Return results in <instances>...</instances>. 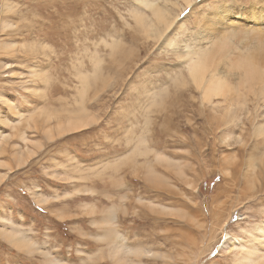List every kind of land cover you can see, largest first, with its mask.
<instances>
[{"label":"rangeland","instance_id":"1","mask_svg":"<svg viewBox=\"0 0 264 264\" xmlns=\"http://www.w3.org/2000/svg\"><path fill=\"white\" fill-rule=\"evenodd\" d=\"M167 1L154 39L136 0H0V264H264V0Z\"/></svg>","mask_w":264,"mask_h":264},{"label":"bare ground","instance_id":"2","mask_svg":"<svg viewBox=\"0 0 264 264\" xmlns=\"http://www.w3.org/2000/svg\"><path fill=\"white\" fill-rule=\"evenodd\" d=\"M144 9H148L151 11V15H150V19H151V16H153L155 19H154V22L151 24L148 25V27L150 26V30L152 32V35H154V39H155V36L157 37H161L162 36V32H167L168 29H170L173 24H175V22L177 21L176 20V17H177V14L176 13H173L172 11H170L168 9V7L170 8L171 5L167 4L169 3L170 1H167L165 0L164 2H166V6L161 4V2L159 0H136ZM186 4L187 5H190L192 4L193 0H185ZM168 5V7H167ZM182 7V6H181ZM264 7V6H263ZM171 9V8H170ZM178 10V9H177ZM176 10V11H177ZM175 11V10H174ZM264 13V12H263ZM255 15V14H254ZM142 16V15H141ZM149 16V15H148ZM143 17V16H142ZM179 17V16H178ZM139 18V17H137ZM141 18V17H140ZM139 18V19H140ZM144 19V18H143ZM145 20V19H144ZM149 20V19H148ZM202 20H203V17H202ZM231 22V21H230ZM143 24V22H140ZM232 24H234L235 22H231ZM237 23V22H236ZM240 24V23H239ZM239 24L237 23L235 25V27H239V28H234V29H231L234 33V35L238 34L240 35L242 38H247V36L252 33L254 34L253 36H255L258 40L257 42V48H256V52L254 51V56H250V57H244L242 60H246L248 59V62H246V67H248L247 69H249V72L248 70H246L245 65H240V62L239 64H234L235 66V69L236 70L235 72L239 73L237 74L238 75V80L239 82H241L242 84L248 86V87H254V86H259V85H262L264 87V70H262L261 68H258L256 66V61L259 57V59H262L264 61V57L262 55L258 56L259 54H261V50L260 49H263V46H264V32L263 33H259L257 31H255V29L257 28H261L260 30H264V28H262L261 26H258L257 23L255 24V26L253 25L252 26V29L249 27L250 31L247 30V29H243V27H241V24L239 26ZM145 25V24H144ZM142 25V26H144ZM147 25V23H146ZM145 25V26H146ZM230 25V24H229ZM141 26V24H140ZM231 26V25H230ZM245 26V25H243ZM147 28V27H146ZM162 31H160L159 29ZM173 28V27H172ZM242 28V29H241ZM178 29V28H176ZM171 31V30H170ZM164 34V35H165ZM151 35V34H150ZM166 36V35H165ZM171 37V36H170ZM161 39V38H160ZM167 39V38H166ZM254 39V38H253ZM260 39V40H259ZM164 41V39H163ZM220 41V40H219ZM217 43V42H216ZM165 44H167L168 46H170L171 48H176L178 49L179 47V42L176 38H169L166 40ZM225 44V43H224ZM229 44V43H228ZM226 46V45H225ZM185 47V46H184ZM220 47V46H219ZM168 48V47H167ZM208 48V47H207ZM255 48V47H254ZM173 49V50H174ZM185 50V53L184 55L180 52H178L177 50V53H179V56H181V58H185L188 64V71L193 79V81L198 84V85H204V80H205V76H206V73L207 74H210L209 76V79H208V82L205 83L207 84L206 85V88L205 86L203 88H205L206 90V93L208 94V96L210 98L214 97V96H219V95H222V93L224 92V90L226 88H231L230 85H228L229 83L227 82L226 80V76L224 78V75L222 76H219L217 73H216V69H213L214 68V65L212 64H209L208 63V57H209V54L211 51L209 50H205L204 48H200L199 50L197 51H193V50H190L189 46H186L184 48ZM169 50V49H168ZM254 50V49H253ZM260 50V51H259ZM183 52V51H182ZM258 52V53H257ZM252 53V52H251ZM250 53V54H251ZM252 53V55H253ZM214 54V57L215 59L217 60V56H218V53H213ZM178 56V57H179ZM183 56V57H182ZM258 56V57H257ZM226 57V56H225ZM261 57V58H260ZM211 60V59H209ZM238 60L240 61V58H238ZM218 61V60H217ZM217 61L215 64H217ZM219 62V61H218ZM243 62V61H242ZM245 62V61H244ZM232 63V62H231ZM238 63V61H237ZM220 65H222V63H219ZM249 65V66H247ZM217 68V67H216ZM227 69V67H226ZM231 69V68H230ZM242 69H245L246 71V75L248 73V75H244L242 72H240ZM232 70V69H231ZM231 73V71H229ZM233 72V71H232ZM228 74V73H227ZM250 74V76H249ZM240 75V76H239ZM237 78V77H236ZM240 83V84H241ZM259 84V85H257ZM202 87V86H201ZM255 88V87H254ZM260 88V86H259ZM251 89V88H250ZM205 90H204V95H205ZM240 90V88H239ZM260 91V90H259ZM228 93V92H227ZM230 95V94H229ZM205 97V96H204ZM207 97V96H206ZM222 97V96H221ZM225 97V96H224ZM209 98V99H210ZM49 116V115H48ZM50 118V117H49ZM36 119V118H35ZM13 123V122H12ZM29 125V124H28ZM257 131L256 132H264V126H261V127H258L256 129ZM260 137V136H259ZM25 160V159H24ZM21 161V160H20ZM24 163V162H23ZM257 170V169H256ZM10 224V223H9ZM4 230V229H3ZM13 230V229H12ZM8 231V230H7ZM5 232V231H4ZM18 234V233H17ZM13 235H14V232H13ZM19 237V236H18ZM8 238V237H7ZM24 239V238H23ZM261 240V239H260ZM24 241V240H23ZM228 241V240H227ZM226 241V244L224 243V246L229 250L232 248V245ZM22 242V241H21ZM264 242V241H263ZM233 245L236 246V241L234 240L233 241ZM238 246V245H237ZM241 247H243L242 245H240ZM29 247V246H28ZM255 250V249H254ZM108 251V250H107ZM129 251V250H128ZM138 251V250H137ZM130 252V251H129ZM140 252V251H138ZM135 253V252H134ZM137 253V252H136ZM119 254V253H118ZM141 254V253H140ZM259 255V254H258ZM263 254H261L262 256ZM260 256V257H261ZM252 257H255V256H248V258H244L245 261L247 264H252V259H254V262L256 259L255 258H252ZM259 259H262V258H259ZM120 260V259H119ZM123 260V259H122ZM124 261V260H123ZM257 261V260H256ZM117 262H118V259H117ZM258 263V262H257ZM259 263L260 260H259ZM132 264V263H131ZM256 264V262H255Z\"/></svg>","mask_w":264,"mask_h":264},{"label":"snow or ice","instance_id":"3","mask_svg":"<svg viewBox=\"0 0 264 264\" xmlns=\"http://www.w3.org/2000/svg\"><path fill=\"white\" fill-rule=\"evenodd\" d=\"M213 255H216V253H213Z\"/></svg>","mask_w":264,"mask_h":264}]
</instances>
